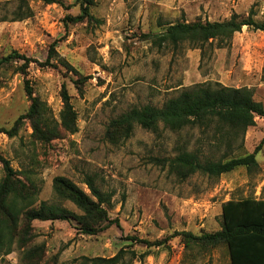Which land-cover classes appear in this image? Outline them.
<instances>
[{
	"label": "rangeland",
	"instance_id": "rangeland-1",
	"mask_svg": "<svg viewBox=\"0 0 264 264\" xmlns=\"http://www.w3.org/2000/svg\"><path fill=\"white\" fill-rule=\"evenodd\" d=\"M61 1L63 6L30 1L31 16L15 21L18 0H0V57L16 51L33 61L25 75L16 72L22 60L0 68V128L11 129L26 113L27 81L57 123L64 84L78 130L43 146L32 141L30 124L23 121L17 136L0 134V157L13 169L31 174L36 205L59 204L80 214L53 194V179L65 177L88 193L84 180L91 177L109 197L108 217L118 219L119 226L84 235L74 222H37L25 248L43 247L41 260L25 261L16 245L9 254L0 252V264H93L87 259H108L122 248L135 255L126 254L121 264H230L225 247L189 251L176 233L215 232L221 228L225 202L264 199V119L256 118L255 126L236 138L215 134L213 128L172 132L160 125L152 133L135 125L128 139L112 144L105 133L112 119L132 108H161L196 84L250 85L264 104V35L259 31L246 29L243 37L236 35L223 49L206 48L202 60L200 50L187 45L176 51L157 49L143 38L160 31V23L222 21L235 11L246 15L251 8L260 12L264 0H95L92 13L97 24H65V17L76 16L79 7L76 0ZM51 47L77 74L43 66ZM78 74L83 77L79 89L74 84ZM259 145V166L250 172L238 168L219 178L195 173L181 181L167 166L186 151L196 152L201 160L218 161L252 153ZM129 237L166 242L147 249L130 244ZM144 253L148 255L142 259Z\"/></svg>",
	"mask_w": 264,
	"mask_h": 264
},
{
	"label": "trees",
	"instance_id": "trees-1",
	"mask_svg": "<svg viewBox=\"0 0 264 264\" xmlns=\"http://www.w3.org/2000/svg\"><path fill=\"white\" fill-rule=\"evenodd\" d=\"M30 1L63 6L61 0H18L15 21L31 16ZM75 5L79 7V13L76 16L67 15L64 19L65 24L98 23V19L92 13L96 6L95 0H76ZM158 26L160 31L143 36L147 43L157 49L171 48L173 51L187 45L189 49L200 50L201 60L206 48L228 47L234 35L241 32L243 27L264 33V22L257 21L252 10L247 15L232 14L222 21L197 19L192 22L160 23ZM17 60H22L23 63L16 72L25 75L26 69L33 61L16 51L0 57V68L11 66ZM52 60L55 64L50 63ZM50 64L77 74L57 55L54 47H51L49 57L43 66ZM82 82L83 77L78 74V79L74 81L75 87L79 89ZM24 91L30 102L26 113L18 117L11 129L0 128V134L13 138L17 136L22 122L28 121L32 130L30 135L32 141L46 146L54 139L77 132V116L64 84L60 91L63 108L58 123L51 120L49 107L34 96L33 89L27 81ZM256 118L264 119V104L255 98L252 89L226 87L219 83L196 84L180 91L161 108L151 105L134 107L112 119L106 127L105 137L110 143L117 144L131 136L135 125L152 133H156L162 125L172 132H179L187 127L213 128L215 134L223 132L225 136L236 138L244 136L249 128L254 127ZM260 150L259 145L252 153L218 161L201 160L196 152L186 151L170 159L167 166L169 173L181 181L195 173L209 178H219L238 168H245L249 172L258 168L257 155ZM0 163L3 168V177L0 180V252L9 254L12 247L17 245L18 249L23 251L25 261L30 259L40 261L43 247L25 248L32 240L31 233L37 222H74L84 235H95L113 224L119 226L118 219L111 220L108 217L109 197L96 186L91 177L88 176L84 180L88 193L65 177L53 179V194L62 202L74 205L80 211V214H77L59 204L40 202L36 205L37 188L31 174L13 169L10 162L2 157ZM221 218V228L215 232L200 234L178 232L176 236L181 237L182 243L189 251L209 252L218 247H225L230 264H264V199L229 200L221 207ZM127 242L143 244L150 249L162 247L166 241L150 242L129 237ZM126 249H120L108 259L95 258L87 261L93 264H121L126 254L135 255L134 251L129 252ZM147 255L144 253L141 258L144 259Z\"/></svg>",
	"mask_w": 264,
	"mask_h": 264
},
{
	"label": "crops",
	"instance_id": "crops-1",
	"mask_svg": "<svg viewBox=\"0 0 264 264\" xmlns=\"http://www.w3.org/2000/svg\"><path fill=\"white\" fill-rule=\"evenodd\" d=\"M227 1V0H226ZM253 11V9L251 8L249 11ZM261 10L262 11H260V12H256V11H253L254 13H255V19L257 20V21H259V22H264V18H262L261 17V14L263 13V11H264V6L262 5V7H261ZM234 11H235V8H234ZM249 13V12H248ZM248 13H246V15L248 14ZM232 14H238L237 13V11H235V12H233V13H231L230 14V16L232 15ZM239 15V14H238ZM229 16V17H230ZM264 17V16H263ZM227 19V18H226ZM246 29H249V28H247V27H243L242 28V30H241V32H239V33H236L235 35H234V39L235 38H237L238 36H240V37H243V35H244V33H245V30ZM259 33H261V34H263L264 35V33L263 32H259ZM236 35H238V36H236ZM249 42H250V40H249ZM250 44H251V42H250ZM223 86H226V85H223ZM226 87H228V86H226ZM243 87H246V88H250L251 89V86L250 85H245V86H243ZM233 88H242V87H233Z\"/></svg>",
	"mask_w": 264,
	"mask_h": 264
}]
</instances>
